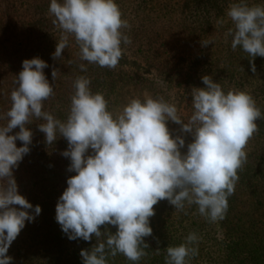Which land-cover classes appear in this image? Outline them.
Wrapping results in <instances>:
<instances>
[{
  "label": "clouds",
  "instance_id": "1",
  "mask_svg": "<svg viewBox=\"0 0 264 264\" xmlns=\"http://www.w3.org/2000/svg\"><path fill=\"white\" fill-rule=\"evenodd\" d=\"M49 14L61 31L53 59L62 56L71 37L81 61L115 68L124 53L122 45L131 44L124 31L130 25L116 0H50ZM226 15L234 26L226 33L232 38L231 48L239 47L253 59L264 57V5L236 0ZM47 67L39 57L22 62L17 86L10 93L11 107L0 115L6 120L0 125V264H12L9 247L25 222L41 213L39 205L33 207L19 194L13 175L30 152L32 118L43 121L38 130L47 145L58 136L67 141L61 155L70 160L68 171L75 175L67 179L57 201L55 220L70 241L96 238L95 246L81 250L82 264H107L108 256L117 254L137 264L147 254L144 238L152 235L150 218L161 200L176 211L195 205L211 222L224 219L237 172L247 160L246 145L262 116L251 94L225 92L205 75L201 78L205 87L191 91L192 114L184 122L174 103L147 92L114 113L103 93L92 92L91 80L78 76L62 121L44 110V102L54 95L44 74ZM79 67L87 71L85 64ZM251 70L255 73L254 65ZM57 72L52 71L54 81ZM169 122L181 126L180 135L169 130ZM16 128L19 131L10 135ZM183 134L192 137L184 153ZM17 141L23 146L17 147ZM105 225L114 226L115 234L107 228L101 232ZM198 241L189 233L184 243L167 247L165 264H189L198 254Z\"/></svg>",
  "mask_w": 264,
  "mask_h": 264
},
{
  "label": "trees",
  "instance_id": "2",
  "mask_svg": "<svg viewBox=\"0 0 264 264\" xmlns=\"http://www.w3.org/2000/svg\"><path fill=\"white\" fill-rule=\"evenodd\" d=\"M178 0L173 5L169 0L163 1L168 10H173L176 3L182 2L181 9L187 12L192 20L202 19L208 23L209 13L215 8L217 14L223 11L220 0ZM50 0H0V115L11 107L10 93L16 88V76L22 71V62L39 57L49 67L44 74L53 85L54 95L44 102V110L54 117L65 120L69 113L71 97L74 94V81L78 76H87L91 80L93 93H103L108 101L109 110L113 111L110 96L125 90L128 80L139 78L142 73L152 70L163 80H179L175 88L180 87L183 97L192 102L193 88H203L201 78L210 76L219 83L222 89L248 92L256 101L262 116L256 121L258 131L248 141L245 151L246 163L238 170L239 177L234 194L228 198V209L223 220L211 222L201 216L195 205L183 211H176L167 200L154 205L155 215L150 218L152 235L144 238L148 245L146 255L137 264H165L167 247L184 243L189 233L199 237L198 254L189 260V264H264V57L254 59L241 48L231 47L226 59L213 62L203 60L196 49L181 47L166 49L160 45H127L122 58L115 68L98 67L81 61L80 49L73 38L62 56L53 59L56 45L61 38V31L53 24L49 14ZM148 5L143 2L139 8H155L154 2ZM157 15H144L147 20ZM218 18L220 16H217ZM161 21L163 18L157 16ZM184 48V49H183ZM251 61V63H250ZM85 64L87 71L80 70ZM255 66V73L252 72ZM58 70L55 81L52 71ZM69 83L72 87H66ZM65 92L63 94V92ZM62 92L63 109L59 110L55 96ZM68 104V107L66 105ZM181 118L187 122L192 114ZM114 112V111H113ZM115 113V112H114ZM6 120H0V125ZM41 120L32 118L28 126L33 133L30 152L13 170L18 185V192L33 207L39 205L41 213L31 223L25 222L24 229L9 247L7 255L12 264H82L81 250H90L97 243L96 238L90 241L77 239L70 241L61 231L55 220V208L59 197L67 187V179L74 176L69 172L70 160L62 156L58 172L47 161L46 151L67 150L64 138L57 137L52 145L45 143V134L38 130ZM167 127L174 135H180V125L169 122ZM19 128L10 135H15ZM185 148L192 142L190 134H183ZM21 147L22 142H16ZM47 151V152H48ZM111 234L116 228L111 225L101 226ZM101 239H104L102 237ZM159 250V251H157ZM107 264H133L124 255L108 256Z\"/></svg>",
  "mask_w": 264,
  "mask_h": 264
},
{
  "label": "rangeland",
  "instance_id": "3",
  "mask_svg": "<svg viewBox=\"0 0 264 264\" xmlns=\"http://www.w3.org/2000/svg\"><path fill=\"white\" fill-rule=\"evenodd\" d=\"M163 1L165 0H116L123 14L122 18L126 19L130 25L129 29L124 30L131 40L129 45H160L165 49L166 45L168 49L178 48L179 45L183 47L182 45H184V47L191 48L193 51L197 49L199 54L201 53L200 56L205 54L202 59L208 62L229 58L228 51L231 47L232 38L226 36V33L234 26L226 13L230 4L236 2V0H220L223 7L222 13L218 15L217 10L214 8L209 13L208 23H204L202 19H190L187 12L180 8L182 2L176 3L173 10H168L163 5ZM169 1L173 5L178 0ZM207 1H211V4L214 2L213 0ZM143 2L148 5L154 2L155 8L150 12V9L139 8ZM248 3L250 6L264 5V0H248ZM146 14H154L163 19L160 21L157 16H154L153 19L147 20L144 18ZM220 21H223V23H220ZM206 42H210V44L204 46ZM178 83L179 80H168V78L162 80L153 70L150 73L144 72L139 78L128 80L124 91L122 90L119 94L116 93L110 96L113 111L115 113L119 112L132 98L143 99V94L147 92L153 97H163L166 101L174 103L178 108L180 117L183 118L190 113L188 105L191 104H189V98L185 99L183 97L182 92H180L181 88H175ZM66 87L69 89L72 86L67 83ZM62 92L55 96L59 110L63 109ZM66 107H68V104ZM47 151V161L50 165L58 172H63L65 169L60 165V163H63L61 150Z\"/></svg>",
  "mask_w": 264,
  "mask_h": 264
}]
</instances>
